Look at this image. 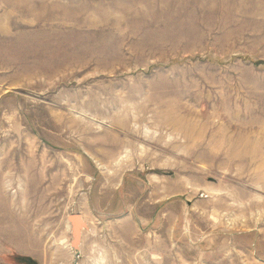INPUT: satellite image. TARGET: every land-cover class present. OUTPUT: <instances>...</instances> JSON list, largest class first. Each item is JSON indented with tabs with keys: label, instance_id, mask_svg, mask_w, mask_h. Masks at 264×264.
<instances>
[{
	"label": "rangeland",
	"instance_id": "obj_1",
	"mask_svg": "<svg viewBox=\"0 0 264 264\" xmlns=\"http://www.w3.org/2000/svg\"><path fill=\"white\" fill-rule=\"evenodd\" d=\"M96 261L264 264V0H0V264Z\"/></svg>",
	"mask_w": 264,
	"mask_h": 264
},
{
	"label": "water",
	"instance_id": "obj_2",
	"mask_svg": "<svg viewBox=\"0 0 264 264\" xmlns=\"http://www.w3.org/2000/svg\"><path fill=\"white\" fill-rule=\"evenodd\" d=\"M68 222L72 230V240L71 247L73 250L81 251L80 240L82 233L88 228V223H86L81 214H72L68 217Z\"/></svg>",
	"mask_w": 264,
	"mask_h": 264
},
{
	"label": "bare ground",
	"instance_id": "obj_3",
	"mask_svg": "<svg viewBox=\"0 0 264 264\" xmlns=\"http://www.w3.org/2000/svg\"><path fill=\"white\" fill-rule=\"evenodd\" d=\"M214 1H218V0H214ZM91 160H95V158H94V156H93V153H88L87 151H86V153H85ZM119 159V158H118ZM95 163H97V165L100 167V164L95 160ZM102 165V164H101ZM102 167V166H101ZM105 167V166H104ZM102 169V168H101ZM106 169V168H105ZM105 169H104V171H105ZM153 169H155L156 170V168H153ZM110 173V172H109ZM108 174V173H107ZM106 174V175H107ZM83 219H84V221L86 222V220H85V218L83 217ZM87 223V222H86ZM70 225V224H69ZM69 227V226H68ZM70 228H71V226L69 227V231H70ZM72 231V230H71ZM91 233V232H94V229L92 228V227H89V225H88V228L85 230V232L83 231V233H82V237H81V240H80V246H81V248L83 247V245H84V242H85V240H86V234L87 233ZM70 247H71V245L69 246V244H68V246H67V248L68 249H70ZM71 249H72V247H71ZM73 250V249H72ZM74 253H76V254H80L81 253V251L79 252V251H76V250H74L73 251ZM100 259V258H99ZM98 261V260H97ZM97 261L95 262L96 264H97ZM103 261V260H102ZM102 261H99V263L98 264H103V262Z\"/></svg>",
	"mask_w": 264,
	"mask_h": 264
}]
</instances>
